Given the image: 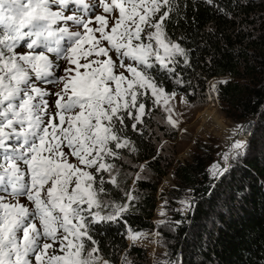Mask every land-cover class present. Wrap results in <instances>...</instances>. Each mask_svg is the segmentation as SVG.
Listing matches in <instances>:
<instances>
[{
  "label": "snow or ice",
  "instance_id": "snow-or-ice-1",
  "mask_svg": "<svg viewBox=\"0 0 264 264\" xmlns=\"http://www.w3.org/2000/svg\"><path fill=\"white\" fill-rule=\"evenodd\" d=\"M173 4L0 0V191L15 201L0 195V264H110L90 226L117 220L127 206L111 205L107 215L93 211L110 206L101 199L106 181L100 174L108 172L107 183L117 184L108 159H118L115 149L130 143L123 135L126 119L135 121L136 131L147 114L140 97L150 90L156 103L164 98L167 104L151 70L158 65L174 72L170 65L177 56L187 62L185 49L165 30ZM73 5L82 11L66 14ZM23 40L30 51L21 54L16 49ZM47 53L74 67L56 78L59 65ZM32 74L37 81L63 85L54 93V113L45 99L49 92L31 81ZM142 235L129 230L133 242ZM57 244L58 250L50 251Z\"/></svg>",
  "mask_w": 264,
  "mask_h": 264
},
{
  "label": "trees",
  "instance_id": "trees-1",
  "mask_svg": "<svg viewBox=\"0 0 264 264\" xmlns=\"http://www.w3.org/2000/svg\"><path fill=\"white\" fill-rule=\"evenodd\" d=\"M173 7L165 30L170 40L185 49L187 62L177 56L170 65L174 72L159 66L151 70L158 86L167 94H184L193 101L205 95L209 80L229 78L217 90L226 117L242 122L261 114L257 133L264 119V0H213L211 4L174 0ZM261 131L260 142L254 133L237 163L215 186L208 176V162L201 156L175 168L176 188L169 200L189 195L195 203L188 224L176 212L174 232L164 234L171 243L167 250L173 245L181 250L182 264H264V128ZM123 135L152 176L135 181L130 192L133 199L128 202L130 180L118 176L115 185L106 181L101 199L110 206L93 211L107 215L114 210L111 205H126L127 210L117 220L92 224L90 235L110 264H148L145 249L128 245L126 234L128 229L152 230L157 186L168 163L154 161L156 151L149 134L126 125ZM90 245L86 241V247Z\"/></svg>",
  "mask_w": 264,
  "mask_h": 264
},
{
  "label": "rangeland",
  "instance_id": "rangeland-1",
  "mask_svg": "<svg viewBox=\"0 0 264 264\" xmlns=\"http://www.w3.org/2000/svg\"><path fill=\"white\" fill-rule=\"evenodd\" d=\"M86 2L94 4L95 0H86ZM65 11L66 14L80 13L82 9L73 5L70 12L67 9ZM96 11L99 13L101 10L97 8ZM70 29L72 31L77 30L71 26ZM146 31H149V29H146ZM16 50L21 54L30 51L25 44H18ZM36 51L39 52L41 49L37 48ZM112 55L115 57V53H112ZM49 58L59 65L55 69L56 78L65 75L64 69L66 67H74L68 65L64 59H57L50 55ZM31 81L49 92L45 99L48 100L50 111L54 113L57 99L54 93L60 91L63 85L45 83L43 80L37 81L34 74H32ZM229 81L230 79L226 77L209 80L206 85L205 95L194 98L193 101H188L184 94L173 92L165 93L167 104L164 103V98H161L159 103H156V98L152 96L150 90L146 95L140 97L145 103L147 114L142 117V123L137 125V129L150 135L148 139L153 143L156 151L154 161L155 159L166 160L168 163L166 174L159 180L157 186V202L152 218V230L141 232L143 235L136 239L135 242L129 239V229L126 234L128 245H135L145 249L148 264H174V258L179 255L180 249L173 245L172 249L167 250V246L171 243L165 239L164 234L171 235L174 232L175 223L172 219L175 215L174 213L180 212L184 215L188 224L189 214L195 206L192 197L189 195H180L177 199L169 200L170 192L176 188L175 168L190 162L193 156H201L205 162H208V176L213 181L212 186H215L229 171L231 165L237 163L235 159L243 152L242 148L236 149L234 145L237 142L243 146L246 145L256 133L255 129L261 114L253 117L254 126L247 139L248 123L244 124L246 121H234L226 117L223 106L218 99L217 90L220 85H224ZM213 85L215 88L212 87ZM168 109H171V111ZM206 113L211 114V118L208 120H204ZM169 119L175 123V126L169 122ZM56 122H59L58 119ZM134 122V120L126 119V125L130 127ZM261 128H264V119L262 120V127L256 133L257 136L255 135L258 143L263 135ZM65 150L67 151V149ZM115 151L120 153V157L111 159V163L115 165L112 175L119 176L124 181L130 180L129 194L135 188L137 179L148 180L152 174L145 169L144 162L138 161V153L135 150L126 147L115 149ZM69 159L72 163H76L75 157H70ZM213 166L218 169L216 175H213ZM89 171L95 173V169H90ZM100 175L105 178V181L109 179L108 172H102ZM0 195H4L7 202L15 203L3 191H0ZM19 202L29 208L32 207L24 197H20ZM171 212L173 214H170ZM58 248L59 245L57 244L50 251H56Z\"/></svg>",
  "mask_w": 264,
  "mask_h": 264
},
{
  "label": "bare ground",
  "instance_id": "bare-ground-1",
  "mask_svg": "<svg viewBox=\"0 0 264 264\" xmlns=\"http://www.w3.org/2000/svg\"><path fill=\"white\" fill-rule=\"evenodd\" d=\"M211 118V114H207L206 113V116L204 117V120H208V119H210ZM248 129H247V131H246V134H247V137H246V139L248 138V136H249V133H250V129H251V126H252V124H251V122H248ZM177 257V258H176ZM180 255H176L175 256V258H174V264H180Z\"/></svg>",
  "mask_w": 264,
  "mask_h": 264
},
{
  "label": "water",
  "instance_id": "water-1",
  "mask_svg": "<svg viewBox=\"0 0 264 264\" xmlns=\"http://www.w3.org/2000/svg\"><path fill=\"white\" fill-rule=\"evenodd\" d=\"M254 119H253V117L251 118V120H247L244 124H246V123H248V122H251V124H252V126H251V129H250V132L252 131V128H253V123H254V121H253ZM245 146L246 145H244L243 147H242V149H244L245 148ZM179 255H180V264H182V255H181V250L179 251Z\"/></svg>",
  "mask_w": 264,
  "mask_h": 264
}]
</instances>
